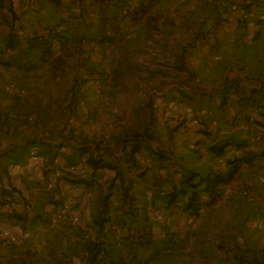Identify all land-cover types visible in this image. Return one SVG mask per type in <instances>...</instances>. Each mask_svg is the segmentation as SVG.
I'll return each mask as SVG.
<instances>
[{"label":"rangeland","instance_id":"obj_1","mask_svg":"<svg viewBox=\"0 0 264 264\" xmlns=\"http://www.w3.org/2000/svg\"><path fill=\"white\" fill-rule=\"evenodd\" d=\"M127 1L129 9L151 3ZM263 5L264 0H155L141 25H120L115 43L74 42L65 50L54 44V59L34 70L0 64V156L9 154L0 159V191H14L16 210L31 220L37 217L35 223H22L0 211V234L8 232L39 253L48 251L50 240L80 263L83 254L73 236L80 226L70 224V230L65 220L53 225V217L68 208L94 236V221L114 173L106 172L91 189L75 188L66 182L69 174L63 177V168L74 162L78 173L87 176L91 155L118 164L128 139L153 120L152 131L160 139L150 145L164 153L165 168L139 157L148 170L135 187L139 215L149 219L156 238L175 234L177 244L162 250L154 245L142 258L157 255L151 264L264 263V159L255 167L243 166L202 214L184 213L182 197L172 202L170 196L181 189L184 172L224 173L239 156L230 151L216 158L197 145L204 123L218 139L238 132L252 150L264 152ZM77 7L70 6L67 14L41 0L36 10H27L23 25L32 33L40 20H68L79 13ZM96 21L87 18L90 24ZM80 29L87 39L96 37L94 27ZM82 146L90 153L80 156ZM57 154L51 172L46 166ZM52 199L60 200L56 209L47 205ZM117 200L114 196L111 205ZM122 234L116 230L108 241L116 245ZM3 249L0 254L7 257Z\"/></svg>","mask_w":264,"mask_h":264},{"label":"trees","instance_id":"obj_2","mask_svg":"<svg viewBox=\"0 0 264 264\" xmlns=\"http://www.w3.org/2000/svg\"><path fill=\"white\" fill-rule=\"evenodd\" d=\"M40 1L0 0V38L3 40V45L0 47V64L4 67L18 66L23 69L27 65L32 70L37 69L54 59L56 53L54 44H59L60 48L65 50L74 42L115 43L116 37L121 33V24L130 22L133 27L141 25L150 15L155 4V0H150L151 3L142 2L134 9H129L127 0H67L70 2L69 5L64 4L65 0H48L57 11L62 10L70 14V6L77 5L79 13L69 15L68 20L64 18L53 24L40 20L36 26H33V32L28 33L22 20L28 16V9L36 10ZM89 16L95 17L96 23H88ZM72 22L76 25L74 26ZM82 27L87 29L94 27L96 37L87 39L84 34L80 35L78 31H81ZM74 34L78 37L72 39L70 36ZM8 53L14 56L5 59ZM22 61L26 63L21 64ZM152 128H156V125L153 120H150L142 133H134L132 138L128 139L127 144L123 146L128 151L118 164L106 163L101 158L97 159L91 155L86 161L88 174L84 177L78 173L80 169L78 170L77 163L73 162L67 169L62 167L65 172H62L63 177L69 174L66 176V182L72 185H84L88 189L100 181L106 172L114 173L109 179L107 192L101 200V206L94 221L95 235L91 236L81 227L73 233L77 239L76 248L83 254L78 264H151L157 255L151 254L149 258L144 259L142 253L152 252L154 245L162 250L168 248L170 244H177L175 234L167 235L164 239L156 238L153 229L147 226L149 219L139 215L141 203L135 187L139 184L138 180L144 179L148 173V170L140 165L139 157L150 158L153 166L165 168L162 165L165 160L164 153L153 151L150 145L151 142L160 139L158 133L153 132ZM199 133L203 138L196 142L197 145L205 148L214 157L224 158L230 151L239 153V156L228 163L229 169L224 173L209 172L202 175L196 171H186L182 174L180 180L182 187L180 190L172 191L171 200L175 202L181 196L182 211L193 215H198L201 209L209 208L217 203L221 197V186L229 185L243 166L255 167L257 161L264 159V152L257 153L252 150L248 139L238 137V132L218 139L212 135L204 123ZM206 139L210 142L206 143ZM77 152L83 156L90 153V148L82 146L77 149ZM6 157H9V154L5 157L0 156V159H6ZM58 157L57 154L51 159L48 157L45 159L46 162L49 159L46 167L50 168L51 172ZM188 189L192 192H188ZM0 192V211L5 217L22 223L37 221V217L29 219L28 213L23 210L8 213L7 206L18 203L17 197L14 191L2 189ZM114 196H118V200L112 206L111 199ZM22 198L27 202L26 196ZM59 201L52 199L47 205H52L56 209ZM106 226L111 228L109 232L105 230ZM66 227L72 229L70 223ZM116 230L122 231L123 234L118 237V243L114 245L108 241V235ZM46 246L48 251L39 253L27 243L9 244L3 249L7 257L0 254V264H75L72 253L55 246L50 240ZM238 262L251 264L244 259H239Z\"/></svg>","mask_w":264,"mask_h":264},{"label":"built area","instance_id":"obj_3","mask_svg":"<svg viewBox=\"0 0 264 264\" xmlns=\"http://www.w3.org/2000/svg\"><path fill=\"white\" fill-rule=\"evenodd\" d=\"M86 170V169H85ZM57 177H60L61 175H59V173H57L56 175ZM53 185H49V189L52 188ZM7 210L9 212H13L14 210H16V206L15 204L13 205H8L7 206ZM205 210L202 209L199 211L198 214H202L204 213ZM53 225L57 224V223H60L61 221H66V222H69L70 224H73V225H79L80 227H82L80 225L79 222V219L77 218V216L73 215L71 212H69V209L68 208H62V210H59L53 217ZM89 237V236H88ZM0 239L2 241V246H6L7 244H13V245H21L23 244V240H19L18 238L12 236L10 233L8 232H2L0 234Z\"/></svg>","mask_w":264,"mask_h":264},{"label":"crops","instance_id":"obj_4","mask_svg":"<svg viewBox=\"0 0 264 264\" xmlns=\"http://www.w3.org/2000/svg\"><path fill=\"white\" fill-rule=\"evenodd\" d=\"M70 186H72V184H70ZM77 187H85L84 185H75V188H77Z\"/></svg>","mask_w":264,"mask_h":264}]
</instances>
